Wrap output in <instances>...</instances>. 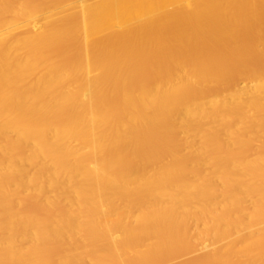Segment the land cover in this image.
<instances>
[{
	"label": "bare ground",
	"instance_id": "6f19581e",
	"mask_svg": "<svg viewBox=\"0 0 264 264\" xmlns=\"http://www.w3.org/2000/svg\"><path fill=\"white\" fill-rule=\"evenodd\" d=\"M0 264H264V0H0Z\"/></svg>",
	"mask_w": 264,
	"mask_h": 264
}]
</instances>
